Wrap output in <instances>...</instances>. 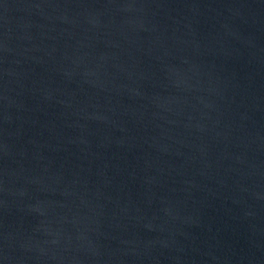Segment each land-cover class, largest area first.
<instances>
[{
	"label": "water",
	"instance_id": "95a60500",
	"mask_svg": "<svg viewBox=\"0 0 264 264\" xmlns=\"http://www.w3.org/2000/svg\"><path fill=\"white\" fill-rule=\"evenodd\" d=\"M0 264H264V0H0Z\"/></svg>",
	"mask_w": 264,
	"mask_h": 264
}]
</instances>
